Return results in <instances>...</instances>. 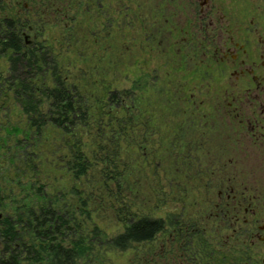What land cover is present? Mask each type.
Masks as SVG:
<instances>
[{"label":"flooded vegetation","instance_id":"1","mask_svg":"<svg viewBox=\"0 0 264 264\" xmlns=\"http://www.w3.org/2000/svg\"><path fill=\"white\" fill-rule=\"evenodd\" d=\"M80 1L107 34L131 27L133 40L149 45L159 33L150 29H160L166 104L179 108L163 145L178 156V178H169L177 214L158 216L164 228L145 243L166 236L165 264H264V0ZM1 2L0 16L17 22L22 45L42 40L40 18L35 25L28 8ZM1 56L7 76L9 56ZM134 115L137 124L143 112ZM145 122L147 139L155 130ZM241 154L252 164L239 163Z\"/></svg>","mask_w":264,"mask_h":264},{"label":"trees","instance_id":"2","mask_svg":"<svg viewBox=\"0 0 264 264\" xmlns=\"http://www.w3.org/2000/svg\"><path fill=\"white\" fill-rule=\"evenodd\" d=\"M16 24L0 16V56L10 62L0 72V264H100L103 252L153 240L162 218L134 211L124 186L129 148L148 128L141 116L135 123L131 90L115 89L98 63L77 75V60L58 51L68 41L22 45ZM15 107L22 117L11 121ZM108 197L124 203L114 236L92 219Z\"/></svg>","mask_w":264,"mask_h":264},{"label":"rangeland","instance_id":"3","mask_svg":"<svg viewBox=\"0 0 264 264\" xmlns=\"http://www.w3.org/2000/svg\"><path fill=\"white\" fill-rule=\"evenodd\" d=\"M14 12L16 9H29L28 16L31 23L40 18L42 39H50L56 45L65 41L71 43L58 49L62 61L65 57L76 59V66L71 67L77 75L96 65L100 73L113 81L118 88L132 90V105L137 112H143V118L155 130L144 142L139 141L136 146H130L129 154L132 161L128 183L127 199L134 211L140 210L153 216H164L169 211L172 220L177 214L178 188L169 184L170 179H177L178 156L169 154L164 149L171 130L170 120L174 119L179 108H168L164 94L165 79L163 77V60L161 55L160 29L153 27L150 31L158 37L146 44L134 41L133 28H113L112 33L104 31L95 12L86 13L80 0H12ZM15 1H18L15 4ZM10 4V2L8 3ZM26 7H25V6ZM39 11V12H38ZM35 16H34V15ZM100 24V26H98ZM33 37V33H31ZM142 35L140 34V37ZM155 37V36H153ZM29 38V39H31ZM173 62L177 60L172 57ZM8 66L5 57L0 56V69ZM8 118L17 121L22 117L19 107L8 111ZM4 114V112H3ZM5 115V114H4ZM209 116V114H208ZM210 118H208L209 120ZM214 128V127H213ZM212 128V129H213ZM210 131H212L210 129ZM214 131V130H213ZM212 131V132H213ZM137 138V137H136ZM172 140V137H171ZM140 159V160H139ZM238 159V157H237ZM252 164L249 156L239 157V163ZM168 172V173H167ZM195 194H191L193 196ZM124 203H117L114 198H105L100 204H93V222L108 235L114 236L124 230V224L118 214L117 208ZM166 236L159 234L150 243L133 244L126 250L112 249L103 252L100 264H165L162 257L163 240Z\"/></svg>","mask_w":264,"mask_h":264}]
</instances>
